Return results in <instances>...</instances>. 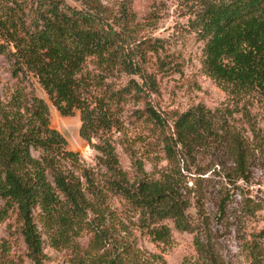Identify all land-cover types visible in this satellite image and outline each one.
<instances>
[{"label":"trees","instance_id":"1","mask_svg":"<svg viewBox=\"0 0 264 264\" xmlns=\"http://www.w3.org/2000/svg\"><path fill=\"white\" fill-rule=\"evenodd\" d=\"M74 1L0 0V54L11 77L32 75L60 115L79 113V136L97 141L105 171L97 178L83 169L65 138L50 128L46 103L31 88L16 87L0 96V219L16 214L31 264H44L45 246L70 251L75 264H165L136 246L133 231L161 243L171 236L163 221L180 232L196 231L177 161L193 163L200 150L223 146L232 163L226 177L234 184L249 180L256 150L264 155L262 131L239 108L248 98L264 101V0H178L188 29L203 44L206 74L235 107L210 111L196 105L166 118L148 100L157 91L148 71V53L160 48L156 41L133 40L127 9L119 13L100 0ZM124 76L128 80L120 83ZM131 101L143 103L133 112L134 122L145 124L163 146L167 171L147 173L132 148L121 119ZM119 132L131 172L120 167L115 152ZM112 198L122 200L137 221L113 208ZM200 202L195 201L197 216L205 230L196 233L195 256L183 264H224L210 242ZM83 233L90 235L84 251L74 241Z\"/></svg>","mask_w":264,"mask_h":264},{"label":"rangeland","instance_id":"2","mask_svg":"<svg viewBox=\"0 0 264 264\" xmlns=\"http://www.w3.org/2000/svg\"><path fill=\"white\" fill-rule=\"evenodd\" d=\"M66 1L71 5L77 4L74 0ZM100 1L115 12L127 9L132 16L130 27L134 28L132 35L136 43L147 41L153 44L156 41L155 44L160 47L157 54L148 53V71L154 73L157 83V91L148 100L163 117L184 112L196 105H203L210 111L235 107V100L206 74L202 64L203 44L188 29L180 1ZM0 43H3L1 39ZM160 66H163V70L159 71ZM10 71L6 56L0 54V96L4 98L16 87L31 88L48 107L50 128L65 138L67 149L78 155L81 167L91 170L99 178L105 168L98 160L99 153L94 146L97 141L93 139L87 142L79 136V113L72 116L60 115L32 75L17 81L11 77ZM127 80L128 77L124 76L120 83ZM111 81L119 82H107ZM142 106V102L131 101L124 107L121 115L123 128L127 129V136L132 138V148L144 163L147 173L154 170L167 171L171 167L162 151L163 146L160 142L157 143L145 124L134 122L133 112ZM241 107L246 109L255 127L264 135V101L248 98L240 103L239 108ZM239 116L240 114L234 117L238 120ZM236 124L243 125L241 120ZM245 127L247 126L244 125L243 128ZM120 136L121 132L115 133L113 137L117 141L115 152L120 167L131 172V161L118 143ZM225 153L223 146L211 145L200 150L193 163L177 161L176 164L182 168L180 172L184 189L188 192L191 203L188 215L196 225V231L180 232L171 221H163L162 224L170 228L171 236L166 243H161L134 230L135 243L140 250L160 256L165 264H183L185 260L192 259L195 256L194 237L196 233L203 234L205 230L203 226H199L197 216L195 201L200 198L201 214L205 215L208 222L210 242L224 264H264V236L260 234L264 228V155L256 150L251 161L249 180L232 184L226 177L232 163ZM111 206L123 214L129 210L119 198H112ZM1 207L0 200V209ZM127 213L129 219L137 221L132 212ZM125 223L131 227L128 222ZM20 228L15 213L0 219V264H31ZM45 237L44 235L43 238ZM89 238V234L83 233L74 241L84 251ZM43 252L46 257L44 264H75L73 255L68 250H51L45 246Z\"/></svg>","mask_w":264,"mask_h":264}]
</instances>
